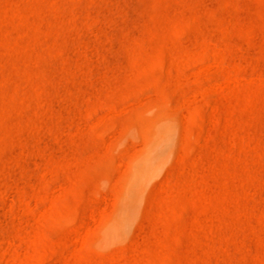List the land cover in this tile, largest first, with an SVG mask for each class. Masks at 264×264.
I'll list each match as a JSON object with an SVG mask.
<instances>
[{"label": "rangeland", "instance_id": "rangeland-1", "mask_svg": "<svg viewBox=\"0 0 264 264\" xmlns=\"http://www.w3.org/2000/svg\"><path fill=\"white\" fill-rule=\"evenodd\" d=\"M0 264H264V0H0Z\"/></svg>", "mask_w": 264, "mask_h": 264}]
</instances>
